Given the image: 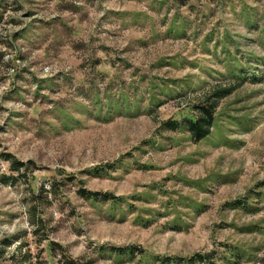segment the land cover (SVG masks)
I'll return each instance as SVG.
<instances>
[{
    "label": "rangeland",
    "instance_id": "1",
    "mask_svg": "<svg viewBox=\"0 0 264 264\" xmlns=\"http://www.w3.org/2000/svg\"><path fill=\"white\" fill-rule=\"evenodd\" d=\"M70 259L264 264V0H0V264Z\"/></svg>",
    "mask_w": 264,
    "mask_h": 264
},
{
    "label": "trees",
    "instance_id": "2",
    "mask_svg": "<svg viewBox=\"0 0 264 264\" xmlns=\"http://www.w3.org/2000/svg\"><path fill=\"white\" fill-rule=\"evenodd\" d=\"M215 92H216V93H214L215 97H222V96H225V94H228L230 92V89H228V88L218 89ZM214 104H215V102H212V103H209L206 105L205 104L202 105L200 107V114L196 117V119L187 121L188 130L194 139H200V138H202L208 134L209 127L211 125L212 118H213L212 110L214 109ZM171 124H172V126L175 125V123H173V122ZM22 165H23L22 162L11 159L12 169L19 170L20 166H22ZM4 178H6V180H7V179L13 178V177L9 176V177H4ZM93 194H96V193H93ZM64 264H79V263L70 259V260L65 261Z\"/></svg>",
    "mask_w": 264,
    "mask_h": 264
}]
</instances>
